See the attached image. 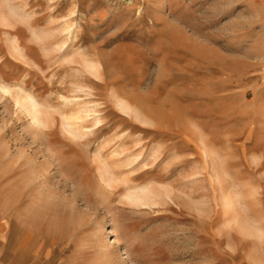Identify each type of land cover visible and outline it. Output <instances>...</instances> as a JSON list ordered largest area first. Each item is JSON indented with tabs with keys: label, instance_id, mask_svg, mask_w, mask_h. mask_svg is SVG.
<instances>
[{
	"label": "rangeland",
	"instance_id": "obj_1",
	"mask_svg": "<svg viewBox=\"0 0 264 264\" xmlns=\"http://www.w3.org/2000/svg\"><path fill=\"white\" fill-rule=\"evenodd\" d=\"M2 263L264 264V0H0Z\"/></svg>",
	"mask_w": 264,
	"mask_h": 264
},
{
	"label": "bare ground",
	"instance_id": "obj_2",
	"mask_svg": "<svg viewBox=\"0 0 264 264\" xmlns=\"http://www.w3.org/2000/svg\"><path fill=\"white\" fill-rule=\"evenodd\" d=\"M8 15V14H7ZM24 17V16H23ZM71 27H72V24L71 23H69V21H67V23H66V27H65V30H70L71 29ZM69 38V37H68ZM30 101H31V105H32V108H33V117L35 118V119H37V120H40V110L38 109V104H37V102L35 101V100H32L31 98L29 99ZM77 104V103H76ZM80 106V105H79ZM79 108V107H78ZM32 110V109H31ZM74 110V109H73ZM82 110H84L83 108H82ZM83 112V111H82ZM72 114V113H71ZM75 114V113H74ZM79 114H81V109L80 110H78L77 111V115H79ZM73 115V114H72ZM81 116V115H80ZM84 116V115H83ZM87 116V115H86ZM85 117V116H84ZM84 117H81V120H82V118H84ZM71 118H73V117H71ZM74 119V118H73ZM75 119H79V118H77V117H75ZM74 122V121H73ZM73 122H71V125H72V123ZM74 123H76V122H74ZM73 123V124H74ZM80 123V122H79ZM82 123V122H81ZM76 124H78V123H76ZM81 128V127H80ZM79 134H80V132H79ZM79 134H77V135H79ZM87 134V133H86ZM110 144V143H109ZM102 146V145H101ZM100 146V147H101ZM99 148V147H98ZM102 148V147H101ZM103 149V148H102ZM99 151H101V150H99ZM118 151V150H117ZM101 153V152H100ZM113 153V152H112ZM116 154V153H115ZM114 155V154H113ZM118 155V154H117ZM116 155V156H117ZM107 156H109V154L107 155ZM112 156V155H111ZM115 156V155H114ZM208 156V155H207ZM106 159H107V157H105ZM113 158V157H112ZM108 160H110V159H108ZM114 160V159H113ZM113 160L110 162V163H112L113 162ZM115 161V160H114ZM118 161V160H117ZM116 161V162H117ZM124 162V161H123ZM127 162V161H126ZM107 163V162H106ZM105 163V164H106ZM109 163V165H111ZM119 163V162H118ZM129 162H127V164L126 165H129L128 164ZM121 164H123V163H121ZM109 165H106V166H109ZM120 165V164H119ZM124 166V165H123ZM122 167V166H121ZM115 169H116V167H114ZM118 168H120V166L118 167ZM109 169V170H108ZM132 169V168H131ZM110 166L109 167H107L106 168V172H105V179H107L108 177H107V174H108V172L109 173H111L110 172ZM122 171V170H121ZM112 175H116V172L114 171V170H112V173H111ZM109 175V177L110 176H112V175ZM117 174L119 175V173L117 172ZM111 178V177H110ZM109 178V179H110ZM130 193H129V195H128V197L131 199V200H133V201H138V200H141V199H143L144 197H146V196H149V194H150V189H149V186H131L130 187ZM144 203V202H143Z\"/></svg>",
	"mask_w": 264,
	"mask_h": 264
},
{
	"label": "crops",
	"instance_id": "obj_3",
	"mask_svg": "<svg viewBox=\"0 0 264 264\" xmlns=\"http://www.w3.org/2000/svg\"><path fill=\"white\" fill-rule=\"evenodd\" d=\"M3 264V263H2Z\"/></svg>",
	"mask_w": 264,
	"mask_h": 264
}]
</instances>
